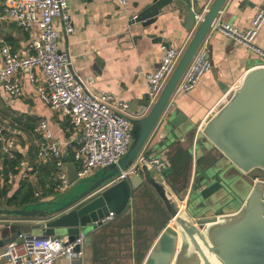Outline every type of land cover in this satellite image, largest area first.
Masks as SVG:
<instances>
[{
    "label": "crops",
    "instance_id": "obj_1",
    "mask_svg": "<svg viewBox=\"0 0 264 264\" xmlns=\"http://www.w3.org/2000/svg\"><path fill=\"white\" fill-rule=\"evenodd\" d=\"M3 1L0 0V3ZM142 1L131 0L130 9L126 12L118 6L117 0H68L74 34H66L62 22L55 21L60 33L59 47L69 54L75 76L83 82L93 79L94 84L88 87L90 91L109 92L115 97V102L128 103L132 127L133 121L140 120L150 112L149 105L144 101L148 95L147 76L157 70L164 54V43L149 36L164 38L170 47L185 52L197 29L195 24L193 29H187L186 15L171 8L166 9L159 19V30H164L162 35L154 27L142 29L138 25L131 26L128 16L134 13V6ZM263 1L228 0L216 20L247 30ZM214 2L215 0H200L194 7L202 13L205 8L209 10ZM39 35L37 28L26 32L12 18L0 21V39L13 52L22 53L26 45ZM208 37L211 50L210 71L192 92L172 96L169 102V113H183L187 123L199 134L212 116L231 98L245 76L253 69L264 66L259 57L223 34L214 32ZM257 44L264 49V27L257 38ZM17 77L22 82L24 95L13 98L4 90L0 94V122L16 141L15 160L7 159L0 153V210L44 211L52 208L54 203H66L78 197L82 191L77 187L74 190L70 187L65 193H46L43 198L35 197V192L45 188L47 178L53 170L47 174L51 164L41 163L37 158L39 137L34 133V128L40 121H46L54 139L62 143L64 158L69 159L72 153L63 145L68 140V124L60 113L51 111L41 101L36 85L30 82L27 72L20 71ZM160 127L153 130L150 140L145 144V154L148 157L160 156L167 162L171 173L158 182L166 188L172 200L183 211H187L189 195L198 177L203 175L205 168L215 159H226L217 149L200 156L197 146L191 144L186 137L168 146L161 145ZM23 160L34 166L39 175L25 180L17 179L14 186H4L7 174L16 171L18 163ZM13 162L16 163L14 167ZM69 162L74 167L77 166L73 158ZM113 171L111 167L99 168L83 179L89 181L90 186ZM143 173L140 172L138 176ZM136 177L130 178L137 179ZM30 197L35 200L31 201ZM42 221L39 217L0 214V232L5 226H16L26 234H34V229ZM31 225H35L33 231L30 230ZM176 233L174 219L156 190L142 183L132 193L131 203L123 213L116 214L113 220L91 229L83 245V259L60 258L55 264H147L162 238L166 234Z\"/></svg>",
    "mask_w": 264,
    "mask_h": 264
},
{
    "label": "water",
    "instance_id": "obj_2",
    "mask_svg": "<svg viewBox=\"0 0 264 264\" xmlns=\"http://www.w3.org/2000/svg\"><path fill=\"white\" fill-rule=\"evenodd\" d=\"M227 1L215 0L156 104L140 120L133 121V144L121 160L120 167L112 166V173L89 186V181L79 178L77 168L68 158H64L70 187L82 191L78 197L66 203H54L52 208L44 211L0 210V214L42 218L41 224L36 226V229L41 230L40 236L74 242L81 234L85 239L91 229L101 226L103 219L109 217L110 213H123L131 203L132 193L143 183L156 190L172 215L177 230L176 235L166 234L162 238L147 264H264V180H252V190L247 199L241 202L238 211L217 216L206 215L208 209H213L224 198L223 193L228 187L222 174L226 171L236 170L240 175V171L244 175L255 170L264 172V66L253 69L245 76L231 98L212 116L200 134L187 123L183 113L168 112L158 125L176 86ZM134 8V13L128 16L130 25H138L142 29L154 27V30H159V19L168 8L186 15L189 30L193 29L197 12L192 10L191 0H143ZM159 31L161 35L164 33V30ZM149 37L170 47L164 38L155 35ZM144 101L148 105L149 95L145 96ZM157 126H161V145L168 146L186 137L197 146L200 156L217 149L226 159L212 161L190 193L188 209L192 201L194 213L198 214L196 217L191 216L188 210L183 211L158 182L170 175L169 168L162 172L160 178L144 167V173L137 179L115 182L120 170L134 162ZM6 228L12 231L14 226L2 228L0 249L7 245ZM16 228L17 238L26 234ZM58 230L64 231L62 236H57Z\"/></svg>",
    "mask_w": 264,
    "mask_h": 264
},
{
    "label": "built area",
    "instance_id": "obj_3",
    "mask_svg": "<svg viewBox=\"0 0 264 264\" xmlns=\"http://www.w3.org/2000/svg\"><path fill=\"white\" fill-rule=\"evenodd\" d=\"M199 1L191 0L194 12L197 11L194 6ZM117 4L128 12L131 0H117ZM208 11L205 8L202 13L195 12L196 28L203 22ZM8 17L15 20L26 32L37 28L40 35L37 39H32L22 53L13 52L5 41L0 39V94L1 90H4L13 98H21L24 89L17 74L20 71L27 72L30 82L36 85L41 101L51 111L60 113L68 124V140L63 145L72 153L79 178L83 179L99 168L120 167L121 160L128 154L133 142V127L129 119L130 106L126 102H115V97L109 92L90 91L88 87L94 84V80L83 82L75 76L69 54L59 47L60 33L55 26V21L60 20L66 34H74L68 0H4L0 3V21ZM263 27L264 1L247 30H240L230 23L216 20L176 86L173 96L192 92L210 71L211 50L208 36L211 33L223 34L264 62V49L257 44ZM162 49L164 54L159 67L147 76L149 110L160 98L184 54V51L172 47L163 46ZM170 106L168 103L159 124L169 112ZM34 133L39 137L38 160L54 166L45 188L35 192V197L43 198L46 193H65L70 185L62 143L54 139L46 121H40L35 126ZM145 150L146 145L132 164L120 170L115 182L138 176L144 167H148L157 176H161L162 172L168 169V164L162 157H148ZM0 153L7 159H16V141L1 122ZM38 175L39 171L23 160L18 163L16 171L7 174L3 185L14 186L17 179L25 180ZM114 217L115 214L110 213L102 222L107 223ZM18 240L1 249L0 264H55L60 258H84L85 239L82 234L74 242L29 234L19 235Z\"/></svg>",
    "mask_w": 264,
    "mask_h": 264
},
{
    "label": "rangeland",
    "instance_id": "obj_4",
    "mask_svg": "<svg viewBox=\"0 0 264 264\" xmlns=\"http://www.w3.org/2000/svg\"><path fill=\"white\" fill-rule=\"evenodd\" d=\"M154 155H156V154H154ZM240 173L242 175L238 174L236 172V170H228V171H226V173L222 174V178L224 179V183L228 188L225 189V191L223 193V196H224L223 200L219 204L215 205L213 207V209H208L207 214H206L207 216L231 214V213L238 211L242 205L241 202H244L247 199V197L249 196V194L252 190V186H253L252 180L254 178H259V180H264V172H261L258 170H255L248 175H244L241 171H240ZM153 174L156 175L155 173H153ZM214 175L216 176V172H214ZM157 177L160 178L159 176H157ZM201 177L202 176L198 177V181L201 180ZM214 180H216V177L214 178ZM71 188L73 190L76 189V187H71ZM30 200L34 201L35 199L33 197H30ZM188 212L193 217L198 216V214L194 213L195 212L194 203L192 201H190V203H189ZM34 226L35 225L30 226L31 231H33ZM16 231H17L16 226H14V228H12V231H9L8 228L5 229L6 243L7 244L12 242V241H19L17 238ZM63 233H64V231L58 230L57 236H62ZM39 234L41 235V230L40 229H34V234H29V235L39 237L40 236Z\"/></svg>",
    "mask_w": 264,
    "mask_h": 264
},
{
    "label": "trees",
    "instance_id": "obj_5",
    "mask_svg": "<svg viewBox=\"0 0 264 264\" xmlns=\"http://www.w3.org/2000/svg\"><path fill=\"white\" fill-rule=\"evenodd\" d=\"M71 159H72V157L69 158L70 161H71ZM15 164H16V163L13 162L12 166L14 167ZM53 168H54V166H53V164H51V165H50V168H49V172H48L47 174H50V173H51V170H53ZM4 194H6V192H5ZM14 198H15V196H14ZM14 198H13V199H14Z\"/></svg>",
    "mask_w": 264,
    "mask_h": 264
}]
</instances>
